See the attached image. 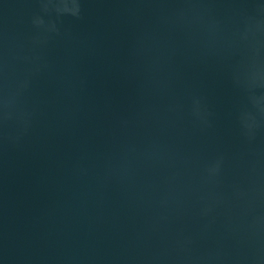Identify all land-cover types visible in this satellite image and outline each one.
<instances>
[{"label": "water", "instance_id": "95a60500", "mask_svg": "<svg viewBox=\"0 0 264 264\" xmlns=\"http://www.w3.org/2000/svg\"><path fill=\"white\" fill-rule=\"evenodd\" d=\"M0 264H264V0H0Z\"/></svg>", "mask_w": 264, "mask_h": 264}]
</instances>
